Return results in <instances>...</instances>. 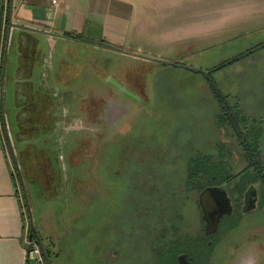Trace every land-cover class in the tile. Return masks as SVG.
I'll return each mask as SVG.
<instances>
[{
	"label": "rangeland",
	"instance_id": "obj_1",
	"mask_svg": "<svg viewBox=\"0 0 264 264\" xmlns=\"http://www.w3.org/2000/svg\"><path fill=\"white\" fill-rule=\"evenodd\" d=\"M246 1L240 8L244 17L219 18L212 23L216 28H202L176 45L162 48L156 34L137 44L177 58L175 66L128 48L92 50L59 40L52 47L43 45L32 65L35 73L48 75L47 81L32 79L29 86L18 75L19 41L9 37L1 84L8 127L2 129L0 117L3 145L27 225L31 218L51 237L50 244L42 242L51 251V264H144L145 247L138 237L146 234L135 230L128 217L138 206L137 225L151 224L160 210L156 192L146 194L148 184L164 189L175 179V167L183 168L190 156L210 150L217 139L218 104L202 73L264 41V0ZM162 30L155 15L152 31ZM54 74L68 80L52 79ZM211 78L230 100L264 99V47L213 71ZM36 93L40 100L32 103ZM39 102L53 111V118L39 111ZM24 118L32 126H47L25 130ZM44 151L61 153V159L56 162ZM197 196L189 193L181 207L191 225L198 222ZM237 226L239 236L247 227L260 226V249L241 264H264V212ZM221 239L210 264L228 263L230 238Z\"/></svg>",
	"mask_w": 264,
	"mask_h": 264
},
{
	"label": "crops",
	"instance_id": "obj_2",
	"mask_svg": "<svg viewBox=\"0 0 264 264\" xmlns=\"http://www.w3.org/2000/svg\"><path fill=\"white\" fill-rule=\"evenodd\" d=\"M245 3L246 0H57L51 5L49 0H0V84L6 47L13 35L19 41V78L31 85L32 79H48L46 73H35L32 66L43 45L52 47L61 40L92 50L95 47L120 51L128 48L134 53L158 56L167 61L165 65H174L179 63L177 58L154 51L142 42L144 47L137 44L156 34L161 38L162 48L176 45L202 28H216L212 23L217 24L219 18L244 17L240 8ZM155 15L163 24L159 33L152 31ZM202 20L206 22L204 26L200 24ZM183 22H197L200 26L186 27ZM53 78L68 80L65 74H54ZM1 108L0 104L1 126L5 129L7 121ZM26 221L0 128V264H40L27 258ZM33 227L49 258L51 251L42 243H51L49 233H43L42 226Z\"/></svg>",
	"mask_w": 264,
	"mask_h": 264
},
{
	"label": "flooded vegetation",
	"instance_id": "obj_3",
	"mask_svg": "<svg viewBox=\"0 0 264 264\" xmlns=\"http://www.w3.org/2000/svg\"><path fill=\"white\" fill-rule=\"evenodd\" d=\"M218 66L202 73L207 77L218 104V112L214 115L217 139L210 150L197 151L188 158L183 168L175 167V179L172 182L169 180L164 189L155 187L152 183L148 184L146 194L153 195L154 191L156 192L155 200L160 210L151 224L137 225L135 220L139 216V212L136 211L139 209L138 206L128 217L129 223L134 222L132 227L135 230L141 228L144 231L143 235L146 234L145 239H140L137 233L134 235L138 237L140 245L143 244L145 247L144 264H162L163 260H167L162 258L163 254L169 258L170 250L174 253L176 264H181L178 260L181 255L189 264H210L223 237L230 238L231 251L227 255L224 254L228 258L227 264L233 260L234 264H239L240 260H242L240 264L249 262L251 258L249 255L254 256L260 249L256 244V237L261 231L260 226L247 227L242 236H239L236 231L237 225L244 218L264 212V99L243 101L234 98L230 100L228 96L221 95L211 78V73L218 70ZM37 96L36 93L32 103L40 100ZM117 101L120 100L117 99ZM28 103L24 104L27 110ZM38 104L36 107L39 111L53 115V111L47 109L44 102ZM121 113L112 124L118 121ZM103 118L105 124H111L107 117L103 116ZM30 123H32L31 119L23 120V129L30 131L36 130L37 126L41 129L47 126L42 122L37 125L33 123V126ZM44 153L49 154L50 158L56 162L59 158L61 159V153L56 155L55 152L44 151ZM206 188H220L225 191L228 199V211L222 214L216 231L212 233H206V221L203 219V210L199 201L201 192ZM192 192L198 193L199 217L197 224L191 225L188 219L186 220L181 207L185 200L190 198L187 195ZM148 232L150 234L147 237Z\"/></svg>",
	"mask_w": 264,
	"mask_h": 264
},
{
	"label": "water",
	"instance_id": "obj_4",
	"mask_svg": "<svg viewBox=\"0 0 264 264\" xmlns=\"http://www.w3.org/2000/svg\"><path fill=\"white\" fill-rule=\"evenodd\" d=\"M133 56H137L136 54L132 53ZM165 62V60H163ZM1 92V87H0ZM3 118V116H2ZM4 121V119H3ZM200 205L203 210V219L206 221V233H212L215 232L217 229V224L219 222L220 217L222 214L226 213L228 210V199L226 197V193L224 190L220 188H206L204 189L200 196H199ZM29 216H30V210ZM32 219L30 218V227L32 230H35L33 227ZM32 237L31 234L29 236ZM36 239L39 244V247L41 249V253L44 257V260L46 264H51L48 260V256L46 255V251L41 245V241L37 236L36 233ZM179 263L181 264H189L183 255L178 257Z\"/></svg>",
	"mask_w": 264,
	"mask_h": 264
},
{
	"label": "trees",
	"instance_id": "obj_5",
	"mask_svg": "<svg viewBox=\"0 0 264 264\" xmlns=\"http://www.w3.org/2000/svg\"><path fill=\"white\" fill-rule=\"evenodd\" d=\"M264 47V41L262 43H260L259 45H257V47L253 48V49H250L248 51H246L245 53L243 54H240L228 61H226L225 63L221 64L220 66H218L217 68H222L223 66L227 65V64H231V63H234L236 61H238L239 59L253 53L254 51H256L257 49L259 48H262ZM1 85V84H0ZM1 104V103H0ZM2 109V108H1ZM4 130V129H3ZM27 233H28V237L30 236L31 234V238L33 239H36V231L35 230H32L31 227H30V224H28V227H27ZM207 248V246H206ZM46 255L48 256L47 252H46ZM169 255V258L166 254H163V257L162 258H167V260H163V262H161L162 264H176V261H175V258H174V253L172 252V250H170V252L168 253Z\"/></svg>",
	"mask_w": 264,
	"mask_h": 264
},
{
	"label": "built area",
	"instance_id": "obj_6",
	"mask_svg": "<svg viewBox=\"0 0 264 264\" xmlns=\"http://www.w3.org/2000/svg\"><path fill=\"white\" fill-rule=\"evenodd\" d=\"M51 5H55L57 3V0H49ZM26 254L28 259H33L39 262L40 264H46L43 255L41 253V249L39 247V244L37 242V239H32L30 237H26Z\"/></svg>",
	"mask_w": 264,
	"mask_h": 264
}]
</instances>
